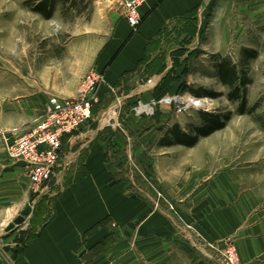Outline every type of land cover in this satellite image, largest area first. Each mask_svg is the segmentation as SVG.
I'll list each match as a JSON object with an SVG mask.
<instances>
[{"label":"crops","instance_id":"1","mask_svg":"<svg viewBox=\"0 0 264 264\" xmlns=\"http://www.w3.org/2000/svg\"><path fill=\"white\" fill-rule=\"evenodd\" d=\"M208 1L148 0L136 31L121 12L106 18L102 31L92 27L66 39V78L52 93L73 98L88 72L103 73L99 105L104 108L116 97L120 116L92 120L64 142L55 178L43 193L54 197L51 218L44 221L39 214V225L31 215L26 224L35 221L34 238L22 248L13 245V258L0 264H112L117 259L144 264L146 254L156 255V264L181 254L209 260L226 243L236 248L240 264H264V194L257 191L256 171L219 149L218 140L211 143L215 133L190 148L163 146L162 117L170 109L160 107L159 118L137 117L130 104L156 99V82L148 88L134 77L140 76L146 53L156 52L159 34L195 8L203 17ZM258 3L264 9V2ZM41 97L42 107L46 97ZM131 162L145 170L148 184L126 174L132 172ZM9 166L15 174L24 173L18 162ZM119 244L123 251L116 254Z\"/></svg>","mask_w":264,"mask_h":264},{"label":"rangeland","instance_id":"2","mask_svg":"<svg viewBox=\"0 0 264 264\" xmlns=\"http://www.w3.org/2000/svg\"><path fill=\"white\" fill-rule=\"evenodd\" d=\"M38 1L0 0V262H10L13 245L22 248L34 238L35 221L42 224L37 217L39 214L45 216L44 221L51 218L52 212L48 208L54 199L49 196L52 192L34 193L25 173L15 174L14 169L8 168L10 161L17 162L8 157L6 142L13 141L14 129L32 123L45 112L48 98L55 95L53 87L63 88L62 79L66 78L65 65L68 64V57H64L68 50L64 46L66 39L92 27L102 31L106 18L125 12V0H68L66 4L58 2L52 17L46 19L33 10ZM258 1L264 2L256 0L258 6H255L250 0H209L208 11L203 17L195 8L174 20L159 34L156 52L146 53L141 74L134 78L137 84L148 88L154 87L156 82V101L174 93L205 99L204 111L181 115L169 110L163 115L166 119L162 127L164 134L174 125L184 132L199 126L201 113L229 114L224 127L214 132L211 143L218 140L219 149L226 154L231 151L233 160L246 162V166L252 168L250 171L255 170L257 191L264 194V9L258 8ZM57 37L59 43L54 42ZM248 51H254L255 58L246 60ZM222 59L235 64L240 75L248 79L243 112H240L239 101L228 99L229 87L222 85L217 77L216 65ZM59 70L61 74H58ZM193 92L201 95L196 96ZM41 96L46 97L42 107ZM113 100L104 108L98 103L89 122L101 123L107 118L113 107L121 103L116 97ZM139 102L142 101L131 102V108ZM159 115L157 107L151 117L159 118ZM130 164L132 172L126 174L134 181L139 178L148 184L143 179L145 170L135 162ZM151 183L156 194V181ZM28 206L32 212L24 223L31 215L35 221L29 220L24 229L22 224L7 232L6 227ZM167 209L174 211L168 204ZM122 247L119 244L114 249L116 254L123 251ZM165 260L161 264H224L219 252L209 260L191 254L176 255L175 258L166 256ZM120 262L117 259L112 264H122ZM143 263L156 264V255H144Z\"/></svg>","mask_w":264,"mask_h":264},{"label":"built area","instance_id":"3","mask_svg":"<svg viewBox=\"0 0 264 264\" xmlns=\"http://www.w3.org/2000/svg\"><path fill=\"white\" fill-rule=\"evenodd\" d=\"M146 1L148 0L124 1L125 19L133 31L141 24L140 9ZM104 83L103 73L88 72L80 81L75 97L50 96L42 115L25 128L13 130L15 137L12 142H6V152L12 161L21 164L34 193L43 194L49 190L64 156V142L92 119L94 108L99 103V89ZM202 101L205 102V99H198L191 94L174 93L157 101L139 102L132 110L137 117H151L157 107L164 106L175 114L182 115L189 111H204L206 104L201 106ZM119 110V106L113 107L110 111L114 114L112 118L118 117ZM116 126L121 128L120 123ZM158 196L161 198V193ZM25 227L27 224L23 223V229ZM218 252L224 264H240L238 253L232 244L226 243Z\"/></svg>","mask_w":264,"mask_h":264},{"label":"trees","instance_id":"4","mask_svg":"<svg viewBox=\"0 0 264 264\" xmlns=\"http://www.w3.org/2000/svg\"><path fill=\"white\" fill-rule=\"evenodd\" d=\"M58 2L66 4L68 0H39L34 6L33 10L36 13L41 14L44 18L50 19L53 14V10ZM249 57L245 59L255 58L256 53L254 51H248ZM217 77L220 83L229 87L228 99L230 101H239L240 112H243L246 100H245V85L248 79L245 75H240L237 70V66L231 63L227 59H222L216 65ZM196 96L201 94L193 92ZM201 124L196 127H192L190 131L184 132L179 126L174 125L163 137L161 143L163 146L182 145L185 147H193L198 142L200 137H207L222 129L230 115H210L201 113Z\"/></svg>","mask_w":264,"mask_h":264},{"label":"water","instance_id":"5","mask_svg":"<svg viewBox=\"0 0 264 264\" xmlns=\"http://www.w3.org/2000/svg\"><path fill=\"white\" fill-rule=\"evenodd\" d=\"M32 212V208L30 206L23 209L19 215L6 227V231H13L16 227L22 225L25 222L26 217H28Z\"/></svg>","mask_w":264,"mask_h":264},{"label":"bare ground","instance_id":"6","mask_svg":"<svg viewBox=\"0 0 264 264\" xmlns=\"http://www.w3.org/2000/svg\"><path fill=\"white\" fill-rule=\"evenodd\" d=\"M200 104L201 106H204V101L200 102ZM113 116H114L113 112H109L108 118H111Z\"/></svg>","mask_w":264,"mask_h":264}]
</instances>
